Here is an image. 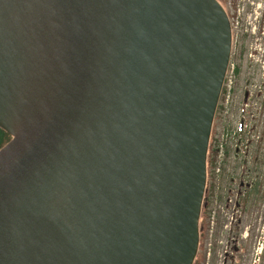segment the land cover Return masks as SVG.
Segmentation results:
<instances>
[{
	"label": "water",
	"instance_id": "95a60500",
	"mask_svg": "<svg viewBox=\"0 0 264 264\" xmlns=\"http://www.w3.org/2000/svg\"><path fill=\"white\" fill-rule=\"evenodd\" d=\"M230 49L216 0H0V264H192Z\"/></svg>",
	"mask_w": 264,
	"mask_h": 264
},
{
	"label": "flooded vegetation",
	"instance_id": "af4514ba",
	"mask_svg": "<svg viewBox=\"0 0 264 264\" xmlns=\"http://www.w3.org/2000/svg\"><path fill=\"white\" fill-rule=\"evenodd\" d=\"M217 1L228 16L232 45L214 128L217 130L222 122L240 127L264 126V0ZM4 138L6 134L0 128V141ZM260 185L256 183L254 189ZM208 187L212 191L207 195L193 264H264V223L259 234L244 232V215L218 214L216 202L222 198L216 194L212 174ZM237 203L239 206L241 198Z\"/></svg>",
	"mask_w": 264,
	"mask_h": 264
},
{
	"label": "rangeland",
	"instance_id": "374dc122",
	"mask_svg": "<svg viewBox=\"0 0 264 264\" xmlns=\"http://www.w3.org/2000/svg\"><path fill=\"white\" fill-rule=\"evenodd\" d=\"M224 124L226 122L220 123L217 128L218 137L222 136L224 130L235 129L234 126ZM248 132L249 130H245L243 134L244 138L246 136L249 138L247 148L243 147L244 151H237L232 143L233 148L230 149L229 158L222 165L224 173L214 175V178L217 185L216 194L222 198L221 201L216 202L218 214L228 212L234 214V217L244 215V232L252 235L259 234V228L264 223V126L251 128ZM259 135L261 138L257 142L254 141L253 137L256 138ZM244 159L248 162L244 163ZM256 183L261 185L254 189ZM241 193L244 199L238 206L237 201ZM217 238L220 239L221 235L218 234ZM230 246L235 247L234 244Z\"/></svg>",
	"mask_w": 264,
	"mask_h": 264
},
{
	"label": "trees",
	"instance_id": "16d2710c",
	"mask_svg": "<svg viewBox=\"0 0 264 264\" xmlns=\"http://www.w3.org/2000/svg\"><path fill=\"white\" fill-rule=\"evenodd\" d=\"M3 131V130H2ZM4 132V131H3ZM6 134V133H5ZM10 135H8V134H6V138H4L2 141H0V147L6 142V141H8L9 139H10ZM212 172H213V169L211 168V162H210V167H209V173H210V175L212 174ZM210 191H212V189H211V187H208L207 188V192H206V196H205V199H204V204H203V208H202V214H201V218H200V231L202 230V228H201V225H202V222H203V216H204V214H205V208H206V205H207V201H208V197H207V195H208V193L210 192Z\"/></svg>",
	"mask_w": 264,
	"mask_h": 264
}]
</instances>
